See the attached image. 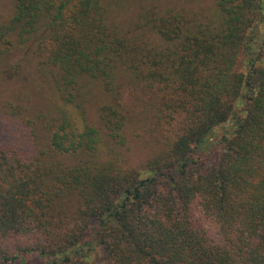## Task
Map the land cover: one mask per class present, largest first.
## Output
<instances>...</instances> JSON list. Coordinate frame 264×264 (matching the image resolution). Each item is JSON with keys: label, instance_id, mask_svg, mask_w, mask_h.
Returning <instances> with one entry per match:
<instances>
[{"label": "trees", "instance_id": "trees-1", "mask_svg": "<svg viewBox=\"0 0 264 264\" xmlns=\"http://www.w3.org/2000/svg\"><path fill=\"white\" fill-rule=\"evenodd\" d=\"M123 1L12 0L0 25V72L15 31L57 96L43 144L24 116L0 145V264H264V0H154L129 29ZM135 125L155 148L127 167Z\"/></svg>", "mask_w": 264, "mask_h": 264}, {"label": "rangeland", "instance_id": "rangeland-1", "mask_svg": "<svg viewBox=\"0 0 264 264\" xmlns=\"http://www.w3.org/2000/svg\"><path fill=\"white\" fill-rule=\"evenodd\" d=\"M179 1L183 4L187 1L189 6L206 12L213 6V0ZM154 4V0H124L121 6L112 7L111 24L129 29L136 23L140 13L145 11L143 8L146 5L152 7ZM13 15L12 0H0V25L9 24ZM9 38L12 45L7 68L0 72V145L12 140L13 132L21 125L18 118L22 119L24 116L36 118L38 141L43 144L45 139L41 135L46 134L43 127L45 123L39 114L55 107L56 92L45 72L35 63L30 45L22 43L15 31L10 32ZM243 69L244 66L239 64L238 70ZM86 98L88 118L98 124V108L105 101V94L96 86L93 91L87 92ZM127 133L129 143L128 148L122 149V158L127 167L138 166L150 157L155 145L144 127L132 126ZM31 261L41 264L40 260Z\"/></svg>", "mask_w": 264, "mask_h": 264}]
</instances>
